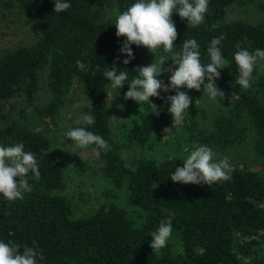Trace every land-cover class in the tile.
<instances>
[{
    "label": "trees",
    "instance_id": "1",
    "mask_svg": "<svg viewBox=\"0 0 264 264\" xmlns=\"http://www.w3.org/2000/svg\"><path fill=\"white\" fill-rule=\"evenodd\" d=\"M244 1L209 0L205 22L195 28L178 13L172 15L177 30L173 53L182 51L184 40L196 39L201 62L207 64L211 40L225 35L220 47L229 63L215 83L228 89L231 99L216 112L211 128L198 122L196 106L203 88H181L192 102L179 124L164 99L175 90L161 92L162 98H149L158 114L140 105L139 114L114 137L107 93L129 105L137 102L123 99L128 84L112 89L100 73L95 75V66L102 71L115 61L118 71H129V83L137 66L148 65L143 46L131 45L134 59L127 65L119 52L126 37H117L115 19L135 0H65L70 8L61 13L53 11L54 0H0L3 8L24 18L32 37L30 44L0 55V146L22 143L36 156L41 173L34 180L29 172L32 191L23 199L7 201L0 195V240L41 250L45 259L38 264H264V69L255 68L251 88L243 89L234 84L239 72L233 59L236 45L250 52L264 50V19H228L229 9L244 6ZM213 24L219 27L213 29ZM152 56L157 62L166 60L162 67H173L172 53L162 46ZM170 74L160 79L167 84ZM43 89L46 101L35 104ZM72 90L85 94L82 112L94 116L95 123L88 126L73 116L64 123L67 131L85 127L111 148L105 152L88 146L97 153L93 173L99 175L103 201L87 212H78L74 197L65 192L68 164L53 153V135L62 130L60 120L75 96H70ZM6 102L11 110L5 114ZM155 142L169 152L161 158H139L132 167L125 164L123 150L148 151ZM194 143L220 153L217 161L225 152L241 150L259 168L230 166L231 179L210 187L174 183L170 174L185 160L175 152L193 150ZM165 209L175 214L173 232L164 248L152 250L150 233L167 219Z\"/></svg>",
    "mask_w": 264,
    "mask_h": 264
},
{
    "label": "clouds",
    "instance_id": "2",
    "mask_svg": "<svg viewBox=\"0 0 264 264\" xmlns=\"http://www.w3.org/2000/svg\"><path fill=\"white\" fill-rule=\"evenodd\" d=\"M209 0H135L125 11L120 12L115 19L117 37H126L119 52L126 56L122 63L127 65L134 59L131 45L143 46L155 54L158 48L163 47L165 52L172 53L173 67H162L163 58L159 62H152L147 66H137L135 76L129 83V71H118L116 62L111 67L105 66L101 71L99 64L95 66V75L100 73L103 78L110 82L112 89H120L128 84V90L124 93V100H134L139 105H147L149 109L158 114L157 105L150 101V97L162 98L161 92L175 90V95L164 97L170 102L168 112L172 120L179 124L192 102L191 97L181 88L201 91L203 88L208 98L217 103L223 100L225 94L215 83L220 78L221 69L226 68L229 61L225 59L221 51V42L225 35L221 34L211 40L207 48L210 62H201V51L196 39H187L182 43V51L174 52V41L177 38V30L172 20L173 13H178L181 19L187 20V25L195 28L203 25L205 15L209 12ZM70 8L65 0H54L55 13H61ZM213 29L219 25H211ZM234 62L239 75L234 84L243 89H249L254 79L255 68L264 69V50L256 49L250 52L248 49L236 45ZM120 57H117L119 60ZM163 73H171L168 83L165 84L160 77ZM233 84V85H234ZM115 99L112 98L111 100ZM122 108V105H118ZM85 125L92 126L95 117L86 115L83 118ZM75 141L79 148H87L95 145L97 149L105 152L111 151L108 142L98 134L78 127L64 133ZM193 150L186 157L182 167H176L170 174L171 180L182 184L208 185L209 187L218 181H228L229 164L224 160L217 161L215 152L207 145L194 143ZM169 161L173 160L169 156ZM71 166V165H69ZM31 172L32 179L39 180V161L31 151H25L22 143L13 146H0V195L7 201L23 199L25 192H31L28 174ZM158 185H154L153 189ZM168 211L167 219L162 220L159 227L150 233L152 237L150 247L159 251L164 248L173 232L172 219L174 213ZM45 259L43 252L36 247L21 246L11 240H0V264H38Z\"/></svg>",
    "mask_w": 264,
    "mask_h": 264
},
{
    "label": "rangeland",
    "instance_id": "3",
    "mask_svg": "<svg viewBox=\"0 0 264 264\" xmlns=\"http://www.w3.org/2000/svg\"><path fill=\"white\" fill-rule=\"evenodd\" d=\"M234 18H242L251 22L264 19V0H245L244 6H232L228 11V19ZM31 40L32 37L28 26L24 24V18L19 16L14 9L3 8L0 5V55L7 50H12L19 44H30ZM141 51L148 65L153 61L157 62L147 48L144 47ZM219 89L225 94L223 100L218 99L216 103L209 99L207 94L204 93L201 99L197 102L198 122L199 125L204 128H211L216 112L229 105L231 99L229 90L224 88ZM78 93L79 91L77 90L76 92L75 90H72L70 93V96L73 94L75 96L70 105L63 110V118L60 120V128L62 130H58L53 135V140L56 143L53 153L58 157L61 156L64 158L68 164V173L66 175L67 189L65 192L68 196L74 197L73 203L78 212H87L93 208H97L103 201V198L100 196L101 188L98 186L99 180H97L99 175L93 173L94 170H97V153L88 147L79 148L76 146L75 141L72 142L70 138L64 137V133L67 132V129L64 126L65 122L71 121L74 117L76 118V122H82L84 121V116H86V114L82 112V109L87 105L85 94ZM47 97L46 90H41L35 104L44 103ZM112 98H114V95L109 91L107 93V100L111 114L110 121L112 134L115 137L118 135L120 136L123 130V125L129 124L133 119V115L137 116L139 114L140 105L138 103L129 105L123 101H119L118 97L111 100ZM118 105H122L123 107L120 108ZM4 107L5 114L8 110H11L10 103L8 102L5 103ZM19 107L18 104L17 109L10 111L11 116L15 115L18 109H20ZM169 141L173 140L169 138ZM163 143L164 141L161 140L160 144ZM154 145L153 149L148 151L123 150L121 156L124 159L125 164L132 167L134 161L139 158L144 156L149 158H161V156H165V154L169 152L164 146H156L157 142H155ZM191 151L192 150L181 148L175 153L182 159H186ZM215 154V158L220 157V153ZM221 158L228 162L229 166H241L246 164L250 168L254 167L256 170L259 168V164L256 162L255 158L251 159L241 150L225 152Z\"/></svg>",
    "mask_w": 264,
    "mask_h": 264
}]
</instances>
